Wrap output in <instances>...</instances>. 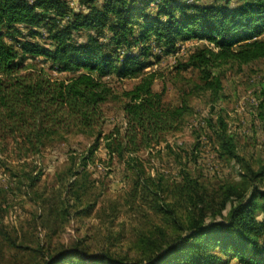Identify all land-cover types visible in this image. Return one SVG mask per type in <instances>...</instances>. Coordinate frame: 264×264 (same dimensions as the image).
I'll list each match as a JSON object with an SVG mask.
<instances>
[{
	"label": "trees",
	"instance_id": "1",
	"mask_svg": "<svg viewBox=\"0 0 264 264\" xmlns=\"http://www.w3.org/2000/svg\"><path fill=\"white\" fill-rule=\"evenodd\" d=\"M152 3L156 10H150ZM69 18L63 0H0V165L33 190L44 174L39 164L49 147L70 136L92 138L83 154L69 156L60 174L62 214L69 215L75 206L81 207L79 215L95 211L97 199L88 198L95 188L91 166L103 145L111 163L117 159L133 173L131 196L158 220L138 230L127 253H94L84 239L37 264H220L224 258L226 263L264 264V190L257 186L264 179V164L255 170L237 153L223 118L217 120L218 154L241 163L238 182L209 192L186 171L173 182L148 172L140 157L160 153L163 145L171 149L168 136L181 131L194 113L188 99L172 106L163 91L154 90L157 72L147 71L152 39L168 52L178 42L205 41L183 67L198 71L195 91L216 99L223 89L216 69L264 60V0L193 6L181 0H106ZM20 27L29 38L8 41L22 35ZM41 28H48L46 37ZM82 32L87 40L79 42ZM100 36H107V42ZM39 58L66 78H53ZM110 75L137 82L117 94L105 80ZM117 100L123 102L125 123L105 132L102 106ZM208 125L214 126L211 120ZM70 199L74 205L66 204ZM42 203L49 214L54 212L49 198ZM39 253L45 255L42 248Z\"/></svg>",
	"mask_w": 264,
	"mask_h": 264
},
{
	"label": "rangeland",
	"instance_id": "2",
	"mask_svg": "<svg viewBox=\"0 0 264 264\" xmlns=\"http://www.w3.org/2000/svg\"><path fill=\"white\" fill-rule=\"evenodd\" d=\"M68 6L70 18L73 13L89 12V6L101 7L106 0H63ZM193 6L195 4H225L226 0H181ZM236 0H233V3ZM152 3L150 10H156ZM69 18V19H70ZM63 23L66 20L62 21ZM22 35L9 37L8 41L28 39L29 32L24 27ZM45 37L48 28L37 29ZM96 35V33H92ZM32 38V37H31ZM107 42L108 37H101ZM42 43L47 40L33 37ZM76 40L84 42L87 33L78 34ZM147 61V71L157 72L158 78L154 90L164 92V101L172 106L179 105L182 99H188L194 108L192 116L186 118L184 128L168 136L170 148L161 147V152L148 155L142 152L148 172L164 174L170 181H180L184 171L199 178L209 192L216 191L224 183L238 182L241 179L242 166L235 159L222 158L218 154L221 129L218 117L228 125V134L237 143V153L257 170L264 164V60L248 65L230 64L215 73L222 79L223 89L218 98L210 92H197L199 73L183 67L192 52L202 47L205 41L192 40L178 42L172 52L165 46L151 41ZM141 47L135 51L139 52ZM37 61L49 71L43 59ZM53 78H66L67 74L50 71ZM117 94L131 89L137 80L118 79L110 75L105 79ZM122 100L109 101L103 108L105 123L103 130L109 132L115 125H124ZM211 120L212 128L208 125ZM92 138L82 135L70 136L67 140L49 147L40 159L44 174L35 189H28L18 180L10 177L0 165V264H37L47 260L49 253L74 246L78 240L87 239L84 244L91 252L109 249L122 254L133 245L136 233L146 228V224L158 220L149 212L139 199L131 196L134 175L125 164L115 159L111 163L104 146L97 151L96 163L91 166L95 188L88 196L97 199V207L90 216L77 214L81 207L70 209L69 215L62 214L63 186L60 174L69 165L71 154H83L91 144ZM259 182V181H257ZM264 190V179L257 183ZM49 198L55 209L49 214V206L43 205V199ZM74 205L73 199L66 202ZM123 237L118 239L119 235ZM120 238V237H119ZM45 255L39 253L41 250ZM134 248V246H133ZM135 249V248H134ZM134 249L131 256H135ZM220 264H247L237 259Z\"/></svg>",
	"mask_w": 264,
	"mask_h": 264
}]
</instances>
